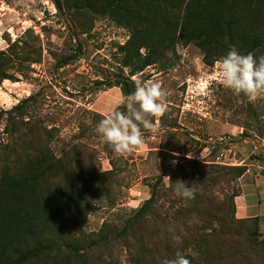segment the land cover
<instances>
[{"label": "trees", "instance_id": "trees-1", "mask_svg": "<svg viewBox=\"0 0 264 264\" xmlns=\"http://www.w3.org/2000/svg\"><path fill=\"white\" fill-rule=\"evenodd\" d=\"M52 2L60 11L108 19L129 31L128 40L118 46L128 77L109 84L125 95L134 90L131 77L165 63L178 45L198 47L208 66L232 47L241 54L264 56V0ZM78 51L58 61V67L69 65ZM39 62L27 43L20 47L16 41L0 51V87L6 80L17 81L12 70L24 72L27 63ZM37 95L9 111L10 140L0 144V264H103L91 260L89 251L110 250L116 244L127 250L131 264H162L177 251L191 264H264L258 220L248 230V219L236 218L238 194L215 203L209 193L223 178L229 187L243 178L245 165L218 167L184 158L169 173L170 185L161 186L160 176L150 198L121 227L105 225L86 234L93 206L104 200L115 204L120 183L116 165L99 172L96 156L81 143L56 154L52 145L57 129L25 118ZM177 180L195 188V199L175 195Z\"/></svg>", "mask_w": 264, "mask_h": 264}, {"label": "rangeland", "instance_id": "rangeland-1", "mask_svg": "<svg viewBox=\"0 0 264 264\" xmlns=\"http://www.w3.org/2000/svg\"><path fill=\"white\" fill-rule=\"evenodd\" d=\"M128 37V30L108 19L71 15L58 10L52 0H0V51L16 41L20 47L27 43L40 60L27 63L24 72L12 70L17 81H4L0 87V144L10 140L9 111L38 94L27 106L25 118L57 129L52 145L56 154L81 143L96 156L99 172L113 170L115 163L120 182L115 204L104 200L93 206L84 225L86 234L105 225L121 227L150 198L160 176L161 186L170 185L169 173L184 158L218 167L245 165L248 171L243 178L231 187L223 178L209 193L215 203L238 194L236 218L248 219L244 223L248 230L257 219L264 239V99L249 102L243 94L224 88L216 63L206 65L195 45H178L165 63L137 75L145 81L158 80L168 93V111L156 131L145 132L143 147L117 156L97 134L96 126L107 113L124 110L125 94L109 84L122 75L128 77L118 51ZM77 51L69 65L58 67V61ZM89 254L103 264H131L127 250L118 244L110 250L91 249Z\"/></svg>", "mask_w": 264, "mask_h": 264}, {"label": "clouds", "instance_id": "clouds-1", "mask_svg": "<svg viewBox=\"0 0 264 264\" xmlns=\"http://www.w3.org/2000/svg\"><path fill=\"white\" fill-rule=\"evenodd\" d=\"M216 66L224 88L237 96L243 94L249 102L264 99V56L257 58L253 53L241 54L232 47L216 61ZM132 80L133 92L121 98L125 111L107 113L96 126L97 134L112 147L117 156L130 154L143 147L145 132L156 131L160 118L168 111V93L158 80L145 81L139 76H133ZM174 193L186 200L195 199L196 196L195 188L183 180L174 183ZM162 264H191V261L177 251L174 258L166 259Z\"/></svg>", "mask_w": 264, "mask_h": 264}, {"label": "crops", "instance_id": "crops-1", "mask_svg": "<svg viewBox=\"0 0 264 264\" xmlns=\"http://www.w3.org/2000/svg\"><path fill=\"white\" fill-rule=\"evenodd\" d=\"M241 214H245L244 211H241ZM241 218H247V216H245V217H241Z\"/></svg>", "mask_w": 264, "mask_h": 264}, {"label": "bare ground", "instance_id": "bare-ground-1", "mask_svg": "<svg viewBox=\"0 0 264 264\" xmlns=\"http://www.w3.org/2000/svg\"><path fill=\"white\" fill-rule=\"evenodd\" d=\"M7 81V80H6Z\"/></svg>", "mask_w": 264, "mask_h": 264}]
</instances>
